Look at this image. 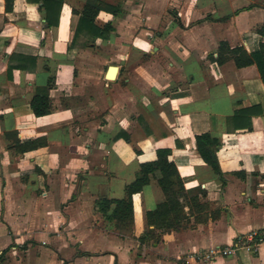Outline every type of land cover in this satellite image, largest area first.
<instances>
[{"label": "crops", "instance_id": "crops-1", "mask_svg": "<svg viewBox=\"0 0 264 264\" xmlns=\"http://www.w3.org/2000/svg\"><path fill=\"white\" fill-rule=\"evenodd\" d=\"M102 1L121 12L101 10L96 24L114 30L95 37L74 35L86 0H62L51 27L42 0H0V264H264V244L189 257L264 228V82L219 50L264 44V0ZM75 44L77 57L80 45L105 51L91 53L105 66L98 82L74 73ZM37 94L45 115L30 108ZM204 132L220 138L221 175L195 148ZM31 140L43 145L16 151ZM159 149L178 171L184 217L164 232L146 223L166 199L156 170L132 195L131 228H118L96 200L124 197Z\"/></svg>", "mask_w": 264, "mask_h": 264}, {"label": "trees", "instance_id": "trees-1", "mask_svg": "<svg viewBox=\"0 0 264 264\" xmlns=\"http://www.w3.org/2000/svg\"><path fill=\"white\" fill-rule=\"evenodd\" d=\"M7 1L8 0H6V9L9 8V6H7ZM42 1V5L45 9L44 18L47 26L51 27L57 25L62 0ZM101 10L111 13L113 16L121 12L117 4L106 3L102 0H86L81 12H79V20L74 35L76 36L79 31H84L92 36L102 37L113 31L114 26L111 21L102 25L96 24V17ZM219 50L220 52H228L238 67L256 64L260 77L264 82V44H260L257 50L248 53L242 47L230 48L226 42H222ZM30 108L36 116L47 114L50 112L49 98L44 94L35 95L31 99ZM41 145H43L42 142L31 140L16 142L14 147L17 152L23 153L38 148ZM194 145L203 161L208 164L215 173L221 175L222 172L216 155L221 145L220 138L209 132L196 134ZM169 153V149L157 150L156 159L143 163L135 179L126 185L124 197L119 199L99 198L96 200L98 211L109 220H112L118 228H131L133 221L132 195L140 192L143 186L149 183V174L157 170L160 172L158 183L166 199L159 203L153 210L146 212V223L148 225H153L154 228H161L162 232L177 229L180 223L179 219L184 217L183 207L185 199L181 198V191L183 190L179 189L178 186H182V182L175 164L168 160ZM191 201L195 204V198H192Z\"/></svg>", "mask_w": 264, "mask_h": 264}, {"label": "built area", "instance_id": "built-area-1", "mask_svg": "<svg viewBox=\"0 0 264 264\" xmlns=\"http://www.w3.org/2000/svg\"><path fill=\"white\" fill-rule=\"evenodd\" d=\"M262 244H264V228L240 235L229 245H218L191 252L189 257L197 261L208 262L219 257L235 255L241 250L250 253L257 252Z\"/></svg>", "mask_w": 264, "mask_h": 264}, {"label": "rangeland", "instance_id": "rangeland-1", "mask_svg": "<svg viewBox=\"0 0 264 264\" xmlns=\"http://www.w3.org/2000/svg\"><path fill=\"white\" fill-rule=\"evenodd\" d=\"M114 2H120L122 0H112ZM131 4L132 3H129V9L131 7ZM136 20V19H135ZM131 28L135 31L136 29V23L132 24L131 25ZM73 52L71 53V55L73 56V66L72 68L74 69V73L76 74V70H79V69H85L87 71H94L96 72L97 74V78H95L97 80V82L99 81L100 79V76H102V74L104 73V70H105V66L103 64V60H99V59H94L93 56H91L93 54H96L98 55L97 57H103L105 55V51H101V53H94V51L91 52V50L85 48V46L83 45H80L79 46V49H80V56H76V44L73 46ZM101 59V58H100ZM114 64L116 62H113ZM108 69V68H107ZM106 69V70H107ZM94 80V78L90 79V81L92 82ZM112 80V79H111ZM96 87H97V90H99V86L98 84L96 83Z\"/></svg>", "mask_w": 264, "mask_h": 264}, {"label": "bare ground", "instance_id": "bare-ground-1", "mask_svg": "<svg viewBox=\"0 0 264 264\" xmlns=\"http://www.w3.org/2000/svg\"><path fill=\"white\" fill-rule=\"evenodd\" d=\"M117 71H118V67L116 66V68H114V71L112 72V73H114V76L112 77L113 74L110 71L109 76L105 75V78L108 79V80L114 79L115 75L117 74Z\"/></svg>", "mask_w": 264, "mask_h": 264}, {"label": "water", "instance_id": "water-1", "mask_svg": "<svg viewBox=\"0 0 264 264\" xmlns=\"http://www.w3.org/2000/svg\"><path fill=\"white\" fill-rule=\"evenodd\" d=\"M114 68H116V65H110L109 67H108V69H107V71H106V76H109V73H110V71H111V73L114 71ZM113 75H112V77L114 76V73H112ZM116 76V75H115Z\"/></svg>", "mask_w": 264, "mask_h": 264}]
</instances>
